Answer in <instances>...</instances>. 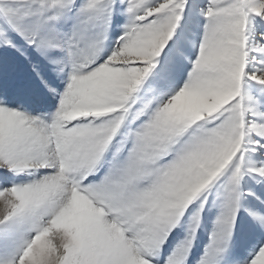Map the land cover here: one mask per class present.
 <instances>
[{"label": "snow or ice", "instance_id": "6c2138e0", "mask_svg": "<svg viewBox=\"0 0 264 264\" xmlns=\"http://www.w3.org/2000/svg\"><path fill=\"white\" fill-rule=\"evenodd\" d=\"M0 264H264V0H0Z\"/></svg>", "mask_w": 264, "mask_h": 264}]
</instances>
